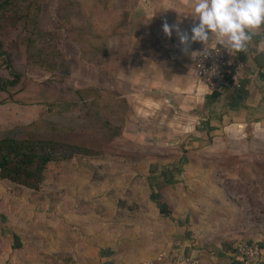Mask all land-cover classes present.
Here are the masks:
<instances>
[{
	"label": "rangeland",
	"instance_id": "374dc122",
	"mask_svg": "<svg viewBox=\"0 0 264 264\" xmlns=\"http://www.w3.org/2000/svg\"><path fill=\"white\" fill-rule=\"evenodd\" d=\"M86 1L12 0L0 6V43L21 73L11 89L13 100L0 92V137L9 131L27 135L50 110L63 109L64 116L77 120L71 124L76 129L64 131L62 138L102 151L50 162L38 189L0 175V264H76L64 249L86 250L84 239L98 244L97 237L110 242L117 238L112 248L90 253L99 264H105L102 257L106 264H115L122 257H154L165 249L189 254L179 246L183 241L177 244L183 251L172 246V240L165 243L161 230L166 219L176 223L174 210L186 208L199 211L197 223H209L198 226L196 236L211 245L206 264H217L220 258L214 236L264 243V124L245 126L214 146L202 140L207 123L196 125L190 118L176 123L167 109L162 118L144 109L137 115L128 100L121 102L127 98L102 79L97 66L82 57L80 45L62 25L61 15L67 12L72 18L80 8L77 16L82 17ZM0 75L10 77L1 58ZM91 87L106 90L105 95L117 101L115 109L127 128L123 136L106 137L89 123L91 104L77 99L74 91L88 98ZM38 128L40 134L49 133ZM124 198L135 206L130 211L120 205ZM211 222L220 225L215 234ZM224 226L227 232L221 230ZM156 234L161 236L157 239ZM155 238L158 246L148 248ZM117 242L124 255L116 254Z\"/></svg>",
	"mask_w": 264,
	"mask_h": 264
},
{
	"label": "crops",
	"instance_id": "0c3cea01",
	"mask_svg": "<svg viewBox=\"0 0 264 264\" xmlns=\"http://www.w3.org/2000/svg\"><path fill=\"white\" fill-rule=\"evenodd\" d=\"M114 2L119 14H127V27L125 32L108 36V50L110 53L121 54L122 62L113 80H107L101 73L100 76L103 80H107L110 87H115L123 97L127 98L137 115L140 109H144L149 114H159L158 118H162L167 109L172 113L171 116L176 123L179 119L183 121L184 118H190L196 122V125L207 123L206 130L203 129L206 131V137L202 135V140L207 143L212 141L214 146L221 139L239 134L245 126L264 124V72L262 71L264 29L253 35L245 51L231 50L232 60L237 62V65H242L239 76L236 80L233 79V84H229L225 78L211 83L199 78L194 71V57L203 43L191 42L187 52L182 51L185 46L180 44L178 33L187 32L190 35L191 27L194 23H198L190 14L186 15L189 12L187 7L189 0H114ZM165 23L172 29L171 35L164 33ZM213 41L216 43L215 40ZM175 109L180 110L181 113L177 114ZM124 200L129 199L124 198ZM137 203L141 207V204ZM125 207L130 211L129 206ZM198 213L199 211L194 208H186L180 213L174 210L172 214L176 223H170L171 221L166 219V224L161 230L162 236L166 238L165 243H171L172 240L175 242L172 246H177L178 250H182L180 247L183 246L184 252H191L189 254L203 261L211 256L212 250L206 240L200 241L196 238L197 227L209 225V223L196 222ZM212 223H210L211 228L214 227L215 234L220 230V225ZM154 226L160 227L158 225L156 227V223ZM187 227L190 233L187 232ZM227 229L228 227L224 226L221 230L227 232ZM156 235L157 239L161 236ZM119 236L121 238L122 233ZM157 239L150 240L147 247L153 248L152 245H156L159 241ZM97 240L98 244H95L84 239L83 243L88 248L83 251H80V247L74 246L64 250L72 256L76 264H99V259L92 257L94 255L90 253L98 254L102 249L109 247L108 245L112 248L117 238L115 237L112 242L98 237ZM231 240H237V235L224 239L214 236L213 248L214 251L219 252L220 257L216 259L217 264H241L231 253H225L223 250L222 243ZM179 241H183V245ZM122 249L117 242L116 254L121 251L124 255ZM159 254L153 257L149 253L147 258L141 255L139 259L138 255L126 256L120 258L122 261H115V264H141ZM39 260L42 262V256ZM102 260L106 264L104 257Z\"/></svg>",
	"mask_w": 264,
	"mask_h": 264
},
{
	"label": "trees",
	"instance_id": "16d2710c",
	"mask_svg": "<svg viewBox=\"0 0 264 264\" xmlns=\"http://www.w3.org/2000/svg\"><path fill=\"white\" fill-rule=\"evenodd\" d=\"M12 0H5L0 6L6 7L11 4ZM86 8V12L82 17L80 8L75 12V17H69V13L61 15L63 27L69 32L70 36L80 45L82 49V57L92 61L104 75L107 80H113L116 72L120 68L122 62L121 54L110 53L108 50V36L115 33L126 31L127 14H119L113 0H89L82 4ZM68 17L70 19H68ZM84 17V18H83ZM82 19L81 23H76ZM88 46V47H86ZM0 58L5 62L9 69L10 77L0 75V92L8 94L12 100L15 98L11 89L21 80V73L17 71L13 65L10 55L4 50L0 43ZM237 62L232 60V65L228 71H225L224 78L229 84H233L232 74L236 69ZM195 66V61L193 63ZM223 78V79H224ZM222 79V80H223ZM88 98H85L79 89H76L75 96L84 103L91 104L89 109V123L93 125V129H102L104 136L114 138L124 131V123L120 121L119 112L115 109L117 101L107 97L106 90L91 87ZM119 97L125 98L118 94ZM127 99H122V103L126 104ZM1 101H4L1 99ZM56 106H60L56 104ZM69 101L67 108L69 109ZM52 109V108H51ZM64 110H50L43 120L36 121L33 131L27 135H18L13 131L4 132L0 137V175L8 178L13 182L22 184L32 189H38L45 178V170L50 162H59L71 159L75 155L96 156L102 153L92 149L82 143H73L67 136L62 138L64 131H73L75 126L71 125L76 121L73 115L64 116ZM63 116V119L59 117ZM51 116V121L47 120ZM57 118V119H56ZM73 122V123H74ZM46 128V135L38 131V127ZM59 130L58 134H54ZM85 130V129H82ZM42 132V131H41ZM122 206H134L123 199L120 200ZM139 207V205H136ZM135 207V206H134ZM249 242L256 241L253 239H244ZM237 240L225 241L222 243L225 253H231L234 257ZM264 249V243L259 242ZM198 258V257H197ZM235 258V257H234Z\"/></svg>",
	"mask_w": 264,
	"mask_h": 264
},
{
	"label": "clouds",
	"instance_id": "9594fccd",
	"mask_svg": "<svg viewBox=\"0 0 264 264\" xmlns=\"http://www.w3.org/2000/svg\"><path fill=\"white\" fill-rule=\"evenodd\" d=\"M194 23L191 34L178 33L180 44L187 52L191 42L204 45L215 42L225 50L245 51L253 35L264 29V0H189ZM165 23L163 31L171 35Z\"/></svg>",
	"mask_w": 264,
	"mask_h": 264
},
{
	"label": "built area",
	"instance_id": "2783aa9c",
	"mask_svg": "<svg viewBox=\"0 0 264 264\" xmlns=\"http://www.w3.org/2000/svg\"><path fill=\"white\" fill-rule=\"evenodd\" d=\"M233 52L225 50L217 43L210 42L202 44L194 57V71L199 78L214 83L224 78L225 71H228L232 65ZM242 65H237L232 74L234 80L239 76V70ZM264 72V68L262 69ZM237 249L234 257L241 264H264V249L257 241L249 242L244 239L237 240L235 244ZM204 264L200 258L186 253H168L161 252L153 259H148L141 264ZM226 264V263H218Z\"/></svg>",
	"mask_w": 264,
	"mask_h": 264
}]
</instances>
